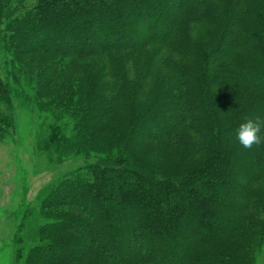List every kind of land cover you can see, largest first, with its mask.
Instances as JSON below:
<instances>
[{
	"label": "trees",
	"instance_id": "obj_1",
	"mask_svg": "<svg viewBox=\"0 0 264 264\" xmlns=\"http://www.w3.org/2000/svg\"><path fill=\"white\" fill-rule=\"evenodd\" d=\"M17 99L90 160L40 193L23 264L256 263L264 144L235 133L264 119V0H0V140Z\"/></svg>",
	"mask_w": 264,
	"mask_h": 264
},
{
	"label": "rangeland",
	"instance_id": "obj_2",
	"mask_svg": "<svg viewBox=\"0 0 264 264\" xmlns=\"http://www.w3.org/2000/svg\"><path fill=\"white\" fill-rule=\"evenodd\" d=\"M14 122L11 133L0 140V264H23L17 250L29 247L35 228L43 222L40 193L90 162L83 156L58 162L55 154L39 147L53 117L38 107L17 99ZM255 264H264V244Z\"/></svg>",
	"mask_w": 264,
	"mask_h": 264
},
{
	"label": "clouds",
	"instance_id": "obj_3",
	"mask_svg": "<svg viewBox=\"0 0 264 264\" xmlns=\"http://www.w3.org/2000/svg\"><path fill=\"white\" fill-rule=\"evenodd\" d=\"M236 139L245 149L264 144V119L257 116L255 119L246 118L236 129Z\"/></svg>",
	"mask_w": 264,
	"mask_h": 264
}]
</instances>
